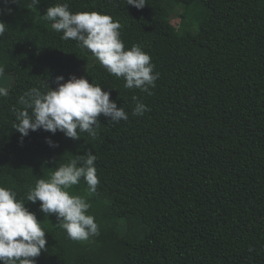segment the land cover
<instances>
[{
  "label": "trees",
  "instance_id": "1",
  "mask_svg": "<svg viewBox=\"0 0 264 264\" xmlns=\"http://www.w3.org/2000/svg\"><path fill=\"white\" fill-rule=\"evenodd\" d=\"M146 2L40 0L29 9L0 0V87L8 91L0 97V186L46 232L36 264H264V0ZM63 3L120 23L125 50L140 45L159 73L152 95L126 89L88 50L61 39L43 15ZM61 75L110 91L129 119L101 115L94 139L43 129L22 138L13 127L19 97L45 80L55 89ZM133 96L151 110L133 116ZM88 151L97 156V191L81 179L69 192L91 204L99 235L74 241L25 194Z\"/></svg>",
  "mask_w": 264,
  "mask_h": 264
},
{
  "label": "clouds",
  "instance_id": "2",
  "mask_svg": "<svg viewBox=\"0 0 264 264\" xmlns=\"http://www.w3.org/2000/svg\"><path fill=\"white\" fill-rule=\"evenodd\" d=\"M31 9L38 6L40 0H19ZM127 5L142 9L146 0H126ZM43 18L52 22L51 28L62 33L61 39L74 40L77 45L88 50L107 73L125 81L126 89H139L152 95L159 73L154 72L155 65L151 56L140 45L125 50L120 36L121 25L108 14L99 12L73 13L68 3L49 7ZM5 33V23L0 22V37ZM88 67V65H87ZM4 68L0 66V75ZM57 76L53 89L48 80L33 87L19 97L20 108L14 109L13 127L27 137L31 132L43 129L55 134L57 131L73 140H79L80 133H87L93 139L98 135L99 117L110 118V122L127 121L129 116L123 107L110 99L111 92L90 83L87 78L72 75L67 82ZM8 91L0 87V97H6ZM135 107L133 116H143L151 109L132 97ZM50 146H55L49 139ZM97 156L91 151L77 155L66 163H59L49 179H38L35 187L25 194L28 202H40L39 209L45 216L55 214L57 226L74 241L88 240L99 235L95 217L89 215L91 204L79 195L69 192L83 179L90 192L97 191L100 180L97 176L95 161ZM171 218L170 215H167ZM166 216V217H167ZM167 219V218H166ZM174 221V220H173ZM169 227H174L167 220ZM46 232L41 227L35 213L25 207L23 200L17 199V193L10 188L0 186V264H36V259L46 251ZM252 251V249H249Z\"/></svg>",
  "mask_w": 264,
  "mask_h": 264
},
{
  "label": "rangeland",
  "instance_id": "3",
  "mask_svg": "<svg viewBox=\"0 0 264 264\" xmlns=\"http://www.w3.org/2000/svg\"><path fill=\"white\" fill-rule=\"evenodd\" d=\"M179 21H180V18H178V17H176V15L175 14H173V19H172V22H173V24L176 26V27H178L179 26ZM167 218V219H166ZM168 219H170V217H165L164 218V222L167 224V220ZM156 229H157V233H159V234H162L163 235V230H161V228H160V226H158V228H155L154 230L156 231ZM155 233V232H154ZM158 236V235H157ZM158 239H161V237H158ZM167 244H168V241H167Z\"/></svg>",
  "mask_w": 264,
  "mask_h": 264
}]
</instances>
